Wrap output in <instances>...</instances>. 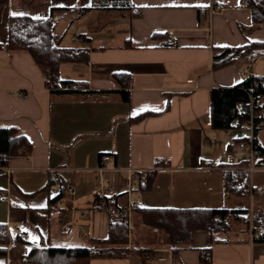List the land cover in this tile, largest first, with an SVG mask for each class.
<instances>
[{
  "label": "crops",
  "instance_id": "0c3cea01",
  "mask_svg": "<svg viewBox=\"0 0 264 264\" xmlns=\"http://www.w3.org/2000/svg\"><path fill=\"white\" fill-rule=\"evenodd\" d=\"M98 2L0 0V45L8 40L11 17L46 19L52 8H62L54 13L61 46L89 51L87 63L59 68L60 79L86 82V88L55 93L28 53L0 49V128H15L31 144L29 155L0 169V224L28 242L10 244L6 264H32L24 259L30 246L89 247L107 237L109 213L94 207L101 155L111 157L103 177L118 206L238 209L236 197L251 210L264 209V167H255L249 152L231 150L250 132L214 130L209 112L211 89L264 75V49L213 67L223 48L264 43V23L254 25L244 0H122L131 10L98 9ZM164 40L175 46L161 47ZM17 90L27 96H14ZM237 170L249 174L242 197L224 190L226 174ZM129 174L136 189L127 194ZM67 186L74 197L65 191L61 205L49 207V191ZM134 216L128 221L133 254L90 264H264V244L253 243L248 231L212 244L209 233L198 230L174 249L148 227L138 235Z\"/></svg>",
  "mask_w": 264,
  "mask_h": 264
},
{
  "label": "trees",
  "instance_id": "16d2710c",
  "mask_svg": "<svg viewBox=\"0 0 264 264\" xmlns=\"http://www.w3.org/2000/svg\"><path fill=\"white\" fill-rule=\"evenodd\" d=\"M98 9L131 10L122 0H96ZM250 9L254 25L264 23V0H244ZM93 9L90 7L86 10ZM62 8H52L46 19H32L27 16L11 17L8 27V40L0 49L9 52H26L34 63L43 71L45 86L50 92L72 93L82 92L86 82L62 80L59 78V68L62 64H84L88 62L89 51L86 47L61 46V38L54 34V13ZM81 10L82 12L86 11ZM138 15V13H133ZM153 37L161 38L162 34ZM173 42L163 41L161 47H174ZM254 49H264V43H250L238 48H223L213 58V67L228 65L240 59ZM256 54L251 57L255 58ZM86 93L87 91H83ZM124 100L128 99L126 92H122ZM261 100V105L252 113L253 129L251 144L255 150L252 162L255 167H264V147L257 140L259 131L264 130V75L246 77L241 83L229 88H213L209 93L210 126L214 130H243L249 115L243 112V106L249 99ZM244 142L250 143L248 139ZM31 153V144L27 138L15 128H0V169L7 161L16 156H27ZM51 186L52 182L48 183ZM150 185L146 186L149 189ZM249 189V174L245 170L227 173L224 190L235 196H245ZM49 207L60 201L65 190L60 187L57 192L49 191ZM94 207L109 213L108 232L105 239L93 240L89 247L79 248H51L30 246L25 261L32 264H90L93 259H122L131 255L129 244V225L127 219L119 214L117 198H101L95 196ZM135 214L142 225L151 230L162 233L168 244L174 249H180L190 240L192 234L198 230L209 233L210 242L224 243L231 226L238 224L240 231L250 232L251 241L264 244V209H208V208H137ZM28 242L18 235H12L5 224H0V264H6V253L10 244ZM136 254H143L142 250ZM209 261V258L205 259Z\"/></svg>",
  "mask_w": 264,
  "mask_h": 264
},
{
  "label": "built area",
  "instance_id": "2783aa9c",
  "mask_svg": "<svg viewBox=\"0 0 264 264\" xmlns=\"http://www.w3.org/2000/svg\"><path fill=\"white\" fill-rule=\"evenodd\" d=\"M13 94L16 97H26L27 96L26 93H23L22 91H19V90L15 91ZM260 105H261L260 99L253 100L250 98L249 102L246 103L242 109L243 112L248 114L250 117L245 126H246V130L250 132L251 136H252V129L254 125L253 120H252V113L254 109ZM261 117H264V112L261 113ZM251 140H252V137L248 139L250 143L238 142V143L232 144L231 145L232 152L247 151L250 153L251 160H252V157L255 154V150L252 147ZM110 161H111L110 155H101L99 158V164L95 170L96 185H97L96 195H99L101 198L113 197L115 195L114 192L111 190L109 184L105 182L104 177H103L104 176L103 174L110 168ZM135 189H136V182L134 178H132V176L129 174V178L127 179V194L134 192ZM65 191L68 196L74 197L75 192L72 186H67ZM57 204L61 205V200L58 201ZM137 208L138 207L135 202H129L126 205L119 207V214L128 220L130 214L134 212ZM145 258L146 260L150 261L152 259L151 253L147 251V253L145 254Z\"/></svg>",
  "mask_w": 264,
  "mask_h": 264
},
{
  "label": "rangeland",
  "instance_id": "374dc122",
  "mask_svg": "<svg viewBox=\"0 0 264 264\" xmlns=\"http://www.w3.org/2000/svg\"><path fill=\"white\" fill-rule=\"evenodd\" d=\"M68 28H69V29H68V31H67L66 33H71V32H72V26H70V27H68ZM59 30H60V26L55 27V34L59 33ZM61 33H62V32H61ZM241 131H242V133H241L242 135H247V134H249V133H248L249 131L246 130V129L241 130ZM260 137H261L262 139H264V132H261V133H260ZM96 186H97V185H96ZM234 199L236 200V204H232V207H239V208H248V207H250V205H249V203L247 202L246 199H243V198H236V197H234ZM238 202H239V203H238ZM134 217L136 218L137 223H136V222L133 223V228H134V231H135L138 235H140V234H142V233H145V232H143L144 230H149L147 227H145L144 225H142V223L140 222V220H139V218H138V215L135 214ZM128 221H129V218H128L127 222H128ZM128 223H129V222H128ZM142 229H143V230H142ZM240 230H241V227H240L238 224L232 225L229 234H228L226 237L221 236V238H223V239H225V240H227V241H236V240L239 239L238 232H240ZM143 235H145V234H143ZM146 253H147V252H145V254H146ZM131 254H133V253H131ZM145 254H144L143 256H144V259L146 260V258H145ZM147 261H149V260H147Z\"/></svg>",
  "mask_w": 264,
  "mask_h": 264
},
{
  "label": "snow or ice",
  "instance_id": "6c2138e0",
  "mask_svg": "<svg viewBox=\"0 0 264 264\" xmlns=\"http://www.w3.org/2000/svg\"><path fill=\"white\" fill-rule=\"evenodd\" d=\"M12 15H18L17 13H12Z\"/></svg>",
  "mask_w": 264,
  "mask_h": 264
}]
</instances>
